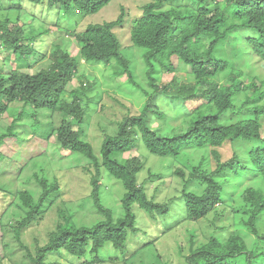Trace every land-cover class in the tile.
Returning a JSON list of instances; mask_svg holds the SVG:
<instances>
[{
    "label": "trees",
    "instance_id": "obj_1",
    "mask_svg": "<svg viewBox=\"0 0 264 264\" xmlns=\"http://www.w3.org/2000/svg\"><path fill=\"white\" fill-rule=\"evenodd\" d=\"M27 1L35 5L46 2L49 9L56 8L72 23L79 24L100 13L113 0ZM146 1L140 16L132 19L133 23L126 22L130 25L132 47L146 50L143 58L149 86L154 88L156 96L171 95L181 103L182 113L171 122L180 123L177 129L172 128L177 134L163 136L151 128L146 119L149 107L154 106L151 97L141 114L123 117L118 121V133L105 136L100 157L86 138V129L91 127L88 94L96 89V83L82 81L79 88L71 92L68 89L81 62L114 63L117 67L113 74H125L134 83L130 62L115 31L124 25V7L116 20L88 23L81 32L64 29L66 36L53 46L52 63L46 69L34 74L13 69L10 77L0 74V117L16 103L22 104L20 119L30 113L36 117L41 109L61 113L59 128L44 130L37 122L33 125L35 135L48 140L55 133L63 150L90 161L91 166L85 170L91 172V199L102 215L96 224L79 227L69 210L61 209L62 222L49 234L48 243L38 244L35 254L28 250L27 257L31 264H54L48 261L52 255L59 258L68 255L81 260V264H90L84 262L89 256L93 257V264H128V255L136 257L139 251L132 253L134 239L147 234L142 229L149 222L169 232L178 222L208 220L213 230L208 229L209 225L206 227L205 241L197 247L191 241V254L186 256L188 264H264V73L260 71L264 69V0ZM21 8L22 5L9 8L17 16L0 15V49L7 50L18 62H30L40 55L45 57L35 42L50 30L26 36V25L20 22ZM68 37L76 39L79 47L76 56L64 47ZM173 57L190 67L181 74H189L188 79L194 84L177 82L180 75ZM254 58L262 62L253 61ZM252 69L257 76H250ZM156 73L160 75L155 77ZM166 73L172 77L161 82L162 74ZM101 95L94 97L97 104ZM198 100L204 102L195 106ZM159 116L165 118L164 113ZM182 123L186 129L179 133ZM11 137L18 138L15 124L0 136V147ZM140 141L151 155L181 162L184 169L177 168L176 163H171L169 169L171 179L183 182L182 189H172L169 183L165 187L168 180L151 170L150 179L139 183L138 176L146 167L143 157L122 159L121 156L139 148ZM227 146L232 152L224 155ZM203 149L209 150V163L208 158H203L194 164L189 151ZM4 156L0 150V159ZM210 163L214 164L212 168ZM104 170L123 185L120 216L104 204ZM157 181L164 190H171L161 200L155 197L157 191H162L161 187L153 197L148 192V182ZM38 182L43 188L38 202L30 192L19 194L30 212L25 219L11 225L18 240L25 228L39 218L45 201L59 190L57 184L50 185L46 179ZM178 200L183 204L171 215V206ZM135 208L146 214V223L138 226ZM189 233L196 237L195 229ZM248 238L254 242L252 247ZM138 246L140 243L136 242L135 249ZM109 247L113 255L106 252ZM0 257L5 258L1 253Z\"/></svg>",
    "mask_w": 264,
    "mask_h": 264
},
{
    "label": "rangeland",
    "instance_id": "obj_2",
    "mask_svg": "<svg viewBox=\"0 0 264 264\" xmlns=\"http://www.w3.org/2000/svg\"><path fill=\"white\" fill-rule=\"evenodd\" d=\"M171 2L173 1L168 0V3ZM145 3H147L146 0H113L97 15L89 16L87 20L75 24V22H71L70 18L65 17L63 12L59 13L56 8L49 9L46 2L42 5H35L27 0L22 2L21 0H0V9L3 10L0 14L2 18L8 15L17 16L16 12L12 11L13 13H10L9 8H19V5H22L20 22L26 25V36L32 37L50 30L49 34L44 33L45 35L35 42L38 51L43 53L45 57L41 58L40 55L38 58H32L30 62H18L14 56L7 53V50L1 48L0 74L10 77L13 69L31 74L46 69L52 63L53 46L60 40L63 41V36H66L64 29H76V31L81 32L87 28L88 23L101 24L104 21L116 20L124 7V25L115 28V31L125 49L126 58L130 62L134 83H130L125 74L115 76L113 72L117 66L114 63L113 65H106L105 63L81 62L68 89L71 92L79 88L82 81L96 83V89L88 94L91 103L87 115L90 116L91 127L86 129V138L93 144L96 155L100 157V149L105 136H114L118 133V121L123 117L130 114H141L151 97L154 98V106H150L149 112L146 113V119L151 128L158 130L159 134L163 136L177 134V132L172 131V128L175 126L177 129L180 123L175 125L171 122L182 113L181 103L173 100L171 95L160 94L156 96L154 88L149 86L147 78V68L143 58L146 50L132 47L130 25L126 21H132L133 23L132 19L140 16ZM68 38L69 40L64 44V47L73 56H76L79 49L76 39L74 37ZM172 61L179 71L177 74L180 75L179 78H176L177 82L179 84H194L192 79H188L191 77L189 74L187 76L181 74V71H187L190 67L179 62L176 57H173ZM253 61L262 62L255 58ZM260 71L264 73V69H260ZM159 75L154 74L155 77ZM253 75L257 76L254 69L250 73V76ZM171 77L169 73L162 74L161 82L169 81ZM101 93L102 95L98 98L97 104L94 97ZM68 96L70 95L68 94ZM202 102L204 100H198L194 102V105L196 106ZM22 109L21 103L13 104L9 111L0 117V136L7 133L12 124H15L18 131V138H6L5 143L0 147L5 155L4 158L0 159V253L5 256L3 259L2 256L0 257V260H3L0 264H31L30 259L27 257V251L30 250L35 254L38 244L43 246L48 243L49 234L55 231L58 224L62 222L60 210L63 208L69 210L79 227L92 226L102 220V215L94 208L91 199V172L85 170L86 167L91 166L89 165L90 161L81 155L63 150L56 141L55 133L48 140L35 135L33 125L37 122L40 128L44 130L59 128L62 122L61 113H52L41 109L36 117L30 113L20 119ZM27 111L30 112L31 110L28 109ZM159 113H164L165 118H160ZM183 120L184 118H182ZM159 128L161 129L159 130ZM185 129L186 125L182 123L181 128L177 131L181 133ZM139 143L141 144L139 148L121 156L122 159H129L132 156L143 157L141 159L146 162V167L138 176L139 183L150 179L151 173L149 171L151 170L152 173L164 176L165 180H168L164 183L165 187L168 188L169 183L172 189H175V187L182 189L183 182L181 183L180 180L174 178L171 179V170L169 169L171 163L172 165L176 163L177 168L184 169L181 162L171 158L163 159L151 155L146 149L147 154H145L144 144L141 141ZM224 151L226 152L224 155H229V152H232L229 146L225 147ZM189 152L194 164L199 163L203 158H208L209 163L208 149L191 150ZM205 166L209 168L211 166L212 168L214 164L210 163V166L209 164ZM38 179H46L50 185L57 184L59 190L52 193L50 199L45 201L40 210L39 218L25 228L18 240L11 225L25 219L30 212V209L23 206L19 194L30 192L34 195L35 202H38L43 195V188ZM102 183L104 204L108 208L115 209L120 216L123 212L120 201L125 192L123 185L112 178L105 170ZM159 187L162 189L160 192L157 191ZM155 191H157L156 194ZM10 192L13 195L10 196ZM148 192L150 197L155 194V197L161 200L169 195L171 190H164L163 186H160L159 181H157L156 183L148 182ZM181 204H183L182 200L172 204L171 215L178 212V207ZM135 212L138 226L141 222L146 223V214L138 208H135ZM176 224L177 226H175ZM208 225V220L178 222L170 228L171 231L166 232L167 230L164 228L154 227V224L149 222L147 227L142 229L147 234H140L139 238L134 239L132 253L139 251L136 257L128 255V264H163L164 261H168L170 264H188L186 256L191 254V241H194V247L205 241L203 232H205ZM193 229L196 231L195 238H192L189 233ZM208 229L213 230V227L209 225ZM248 241L249 246L252 247L254 242L251 238H248ZM136 242L140 243L137 249H135ZM152 242L153 244H151ZM148 244L152 247L148 248ZM106 252H109L110 255L114 253L111 247L107 248ZM92 259L93 257L89 256L88 261L84 262L93 264ZM48 261L54 264H81L82 262L68 255L61 258L52 255Z\"/></svg>",
    "mask_w": 264,
    "mask_h": 264
}]
</instances>
